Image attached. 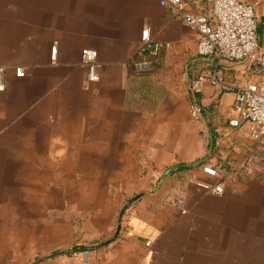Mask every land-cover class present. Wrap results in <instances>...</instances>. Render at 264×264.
Listing matches in <instances>:
<instances>
[{
    "label": "crops",
    "instance_id": "1",
    "mask_svg": "<svg viewBox=\"0 0 264 264\" xmlns=\"http://www.w3.org/2000/svg\"><path fill=\"white\" fill-rule=\"evenodd\" d=\"M185 1L194 13L208 9ZM244 1L256 4L264 52V0ZM25 6L0 0V159L86 167L58 169L56 181L80 178L90 197L116 200L112 209H69L73 237L43 258L32 250L27 264H264V148L250 123H229L232 87L250 79V60L200 56L197 34L161 0ZM144 29L168 44L158 61L142 49ZM86 48L97 51V81L82 63ZM205 72L230 88L206 83L195 95ZM204 165L227 169L222 194L194 184L217 182ZM44 171L36 172L48 182Z\"/></svg>",
    "mask_w": 264,
    "mask_h": 264
},
{
    "label": "built area",
    "instance_id": "2",
    "mask_svg": "<svg viewBox=\"0 0 264 264\" xmlns=\"http://www.w3.org/2000/svg\"><path fill=\"white\" fill-rule=\"evenodd\" d=\"M208 9L205 13H194L185 0H161V5L168 7L175 17L181 19L189 29L198 36V54L206 58L244 62L250 60L245 66L244 74L250 79L244 84L233 88L234 102L232 111L234 116L230 125L237 127L242 122L251 125V136L264 148V52L258 43V16L256 4L244 0H205ZM143 51L147 50L155 61H158L160 51L168 44L162 45L152 42L149 29H144L141 35ZM53 55L56 49L53 48ZM82 63L88 69L90 81L99 79L97 69V51L83 49ZM18 77H23L25 72L21 67L16 68ZM206 83L221 85L226 89L230 86L223 84L217 73L205 72L193 84V92L202 91ZM4 69L0 68V91H4ZM253 168L257 164L250 163ZM203 172L217 182L194 180V184L206 192L222 194L224 188L219 182L228 173L223 166L204 165ZM184 194L177 197L178 207L184 212Z\"/></svg>",
    "mask_w": 264,
    "mask_h": 264
},
{
    "label": "rangeland",
    "instance_id": "3",
    "mask_svg": "<svg viewBox=\"0 0 264 264\" xmlns=\"http://www.w3.org/2000/svg\"><path fill=\"white\" fill-rule=\"evenodd\" d=\"M26 1L15 0L19 11L22 6H24L23 10L25 9ZM7 158L8 156L5 159ZM5 159H0L4 161L0 164L2 264H27L31 261L32 250L37 258L60 251L61 249L54 247L53 244L72 238L77 225V221L72 216L73 212L69 209H112L114 207L115 199L90 197L88 188L90 183L80 182V178L56 181L55 171L58 169L79 171L86 167H31L15 162L24 160H10L14 164H9ZM41 169L45 170L44 175L47 173L48 182H43L42 174L36 172ZM70 178L73 177L70 176Z\"/></svg>",
    "mask_w": 264,
    "mask_h": 264
},
{
    "label": "trees",
    "instance_id": "4",
    "mask_svg": "<svg viewBox=\"0 0 264 264\" xmlns=\"http://www.w3.org/2000/svg\"><path fill=\"white\" fill-rule=\"evenodd\" d=\"M145 52H148V51H147V50H145ZM198 93H200V92H194V94H195V95H197Z\"/></svg>",
    "mask_w": 264,
    "mask_h": 264
}]
</instances>
